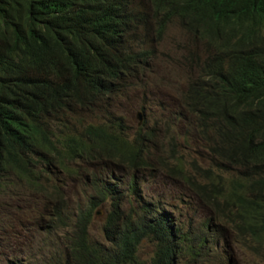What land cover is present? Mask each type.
I'll use <instances>...</instances> for the list:
<instances>
[{"label": "trees", "instance_id": "trees-1", "mask_svg": "<svg viewBox=\"0 0 264 264\" xmlns=\"http://www.w3.org/2000/svg\"><path fill=\"white\" fill-rule=\"evenodd\" d=\"M192 1L158 0L146 12L136 0H0V234L11 236L17 224L32 237L14 221L26 207L19 202L24 194L29 204L43 202L44 231L34 249L56 248L43 259L0 254V264H144L138 250L145 238L155 248L147 264L197 261L219 249L221 226L264 257V0H205L204 10ZM175 15L208 54L202 66L212 78L191 80L184 99L196 133L211 142L209 166L186 160L173 143L156 158L155 129L144 122L130 138L123 118L108 110L101 120H86L93 105L107 109L128 76L145 68L155 40L141 26L150 22L158 39ZM118 162L132 171L124 190L113 175ZM87 164L107 173L85 175L91 193L73 210L64 188ZM140 168L190 189L209 215L204 229H191L201 215L195 209L177 217L164 209L166 195L144 200ZM112 181L115 189L107 187ZM124 191L135 199L128 210ZM105 201L111 207L103 236L92 240L89 225Z\"/></svg>", "mask_w": 264, "mask_h": 264}, {"label": "rangeland", "instance_id": "rangeland-1", "mask_svg": "<svg viewBox=\"0 0 264 264\" xmlns=\"http://www.w3.org/2000/svg\"><path fill=\"white\" fill-rule=\"evenodd\" d=\"M151 26V23L150 25L141 26L144 27V32L146 31L145 27H148L149 35L147 37L155 40L150 46L153 49V54L147 58L145 68L137 71L134 76H128L130 82H126L125 93L117 102H114V100L109 101L107 109L103 107L96 108L86 120H101V111L108 110L113 116L123 118L125 125L128 127L126 133L131 138L134 129L137 127L138 117L136 112L141 110L144 114L146 127L156 130L154 138L156 146L153 142L151 143L152 148L157 152V154L155 152L156 158H159L160 154H165L168 147L173 143L186 160L194 159L202 166L214 164L215 157L207 147L210 142H207L199 133H196L198 121L193 111L188 109L184 99L187 83L199 73L195 59L198 57L201 61L207 53L203 52V45L195 41L190 33L185 32L176 22L168 24L161 40L160 38L156 40V36H152ZM92 169H94L93 166ZM115 169L118 174L113 172V175L118 176V179L122 178L123 184L127 187L132 171L125 167V171L122 172L121 162L116 163ZM136 176L140 179L139 190L144 200L148 201L154 196L161 199V195H166L164 209L177 217H181L176 212L178 210L180 213L186 211L191 213L195 209V212L197 211L201 215L197 222L193 224V229L197 225L200 228V221L207 216V213L199 201L193 197L190 189L184 187L177 180L158 178V173H155L154 170L140 168L136 172ZM83 181V178L77 179L68 185L70 207L73 210L76 205L87 203V198L82 191ZM111 186L113 187L114 184L111 183ZM85 190L91 192L88 187ZM126 195L125 192L124 210H128L135 205L134 197L128 194L126 198ZM180 197L182 198L180 199ZM108 202L105 201L104 204L95 209L94 220L89 228V235L93 240L94 238L102 239L104 221L111 207ZM25 206V216L22 218L23 226L30 236H41L44 229L41 216L39 214L29 215L33 211V206L32 204H26ZM218 229L225 236L224 240H221L219 249L209 251L201 260H184L179 264H264L259 257L248 255L245 251L237 249L234 233L228 228L221 226ZM14 232L9 237L0 234L1 253L5 254L9 251L13 255L21 254L19 253L21 249L12 247V241L17 238V242H21L24 231L20 232L16 227ZM235 247L236 252H234V262H232L228 259L231 258ZM154 249L152 241L147 238L143 239L138 250V261L147 264L153 255ZM223 250L227 251L228 254L226 255ZM47 251L48 249L45 248L44 253ZM229 254L230 256L227 259L226 256Z\"/></svg>", "mask_w": 264, "mask_h": 264}, {"label": "clouds", "instance_id": "clouds-1", "mask_svg": "<svg viewBox=\"0 0 264 264\" xmlns=\"http://www.w3.org/2000/svg\"><path fill=\"white\" fill-rule=\"evenodd\" d=\"M136 4H137V6L139 7V8H141V9H144L146 12H148V11H150V10H153V9H155V8H157V5H158V0H136ZM192 7L194 8V9H197L196 7H198V9H200V10H204V9H206L207 7H209V5H208V3H207V1H205V0H193L192 1ZM177 18H175V19H173L171 22H169V24H171V23H173V22H176L179 26H181V24L179 23V20H180V22L183 24V22L181 21V18L178 16V15H175ZM179 19V20H178ZM148 25H150V22L149 23H147ZM152 25V24H151ZM144 26H146V25H144ZM168 26V25H167ZM143 28L144 27H141V29H140V31H143ZM167 28V27H166ZM151 30L153 31L152 32V34L154 33V30H153V27L151 26ZM165 31H166V29H165ZM184 31L186 32V30L184 29ZM155 36V35H154ZM153 36V37H154ZM161 38V37H160ZM211 39V38H210ZM209 39V40H210ZM156 40H158L157 38H156ZM213 40H220V41H224L223 40V38H218L217 37V39H213ZM207 44V43H206ZM152 54H153V52H152ZM208 55V54H207ZM206 55V56H207ZM205 56V57H206ZM205 57L202 59V60H204L205 59ZM146 60H147V58H146ZM223 61H225L224 63H223V66L225 67L226 66V64H227V59L226 60H223ZM140 66H142V64H140ZM200 72H202V70H200L199 71V73H198V75L197 76H195V77H193V78H191L190 80H189V82L191 81V80H195V79H197V78H200L201 77V73ZM133 73V72H132ZM133 74H130L129 76H132ZM189 82L187 83V87H186V90H185V94H184V98L186 97V93H187V88H188V84H189ZM126 88H127V86H125V88L123 89V91H122V94L121 95H115L113 98H109L107 101H106V104L107 103H109V101H112V100H114V102H117L118 100H119V98H121L122 96H123V93H125V90H126ZM185 102H186V100H185ZM187 103V102H186ZM92 108H93V110L92 111H89L88 113H89V115L92 113V112H94V110L97 108L95 105H93L92 106ZM188 109L189 110H191L190 108H189V106H188ZM137 112H141V118H142V120H141V122H140V124H138V121H137V126H139V125H142V123L144 122V125L146 126V122L144 121V114H143V111H141V110H139V111H137ZM137 112H136V115H137ZM106 114H108V113H104V112H102L101 111V118L103 119L104 117H105V115ZM110 115V114H109ZM89 116H86V119L88 118ZM138 117V116H137ZM212 120H214V118H212ZM136 129V128H135ZM134 129V130H135ZM155 134H156V130H155V132H154ZM206 134L207 135H210V136H212V134H210L209 132H206ZM153 139V143H154V146H156L155 145V142H156V140H154V137L152 138ZM205 140L207 141V142H209V140H208V138H205ZM151 141V140H150ZM172 144V143H171ZM210 144H211V142H210ZM210 144H208V148H209V145ZM173 148V145H171L170 147H169V149L170 148ZM96 148V147H95ZM169 149H168V151H167V153L169 152ZM174 149V148H173ZM210 150V149H209ZM155 150H154V148H152V153L154 152ZM211 151V150H210ZM94 154V152H92V154H90V156H89V159L90 160H92V155ZM156 154H157V152H156ZM181 154V153H180ZM153 157V155H151L150 156V158H152ZM166 158H167V160H169V156H166ZM114 160H116V158H114ZM138 160H140V158H138ZM74 162H76V158H74ZM106 162H110V158L109 159H107L106 158ZM149 164H150V162H149ZM148 164V165H149ZM91 167V165L90 164H87V168L89 169ZM125 167H126V164L125 163H121V169H122V172H124L125 171ZM156 168H158V166H156ZM134 170H136V168H134ZM160 170H161V173H162V176H164L165 175V172L160 168ZM88 171V170H87ZM87 171H85L84 172V174H82V175H79V178L81 179V178H83L84 179V181H83V184H84V187H83V189H82V191H83V193H84V196L87 198V201H88V195L91 193V192H86V190H85V188H90V186H88L85 182H86V178H85V175H88L89 177L91 176V174L89 173V172H87ZM96 172H98V170H96ZM103 172H104V174H106L107 173V167L106 166H104V169H103ZM114 172H116V170H114ZM116 174H118V172H116ZM148 176H149V174H147ZM108 176H110V174H108ZM156 177H157V175H156ZM116 178H118V176H116ZM124 180H126V178H124ZM68 182H70V180L68 181ZM120 190H122V183H123V179L122 178H120ZM114 184H116V182H114ZM134 184H136V182H134ZM184 185H186L185 184V182H184ZM65 191H66V193L68 194V186H66L65 188ZM91 189V188H90ZM112 192H116V190H112ZM67 197H68V195H67ZM85 197H84V199H85ZM128 197V194L126 195V198ZM161 201V199H158V202H160ZM21 204H24V205H26V204H29V200H28V198L26 197V195H24L23 194V197L20 199V201H19ZM109 204H110V202H108ZM201 205H203L201 202H199ZM42 204H43V202H42V200L41 199H39V198H37V204L35 205V206H33V211L31 212V214H29V215H35V214H39L40 216H41V206H42ZM101 204H103V202L101 203ZM100 204V205H101ZM79 205H82V204H78V205H76L75 206V209L77 208V206H79ZM83 206V205H82ZM124 207V206H123ZM150 209L152 210V206H150ZM17 213H18V215L19 216H17V217H15L14 218V221H16L17 222V220H20V221H22V218L25 216L24 215V208L23 209H20V210H18L17 211ZM156 214H158V212H156ZM209 217V215H207L206 217H204L201 221H200V225H201V223H202V221L205 219V218H208ZM93 220H94V218L92 219V221H91V223L93 222ZM41 222H43V217H41ZM91 223H90V225H89V228H90V226H91ZM17 227V224H15V228ZM217 228H220V227H217ZM191 229H193V225H192V227H191ZM200 229L201 230H203L204 228L202 227V225L200 226ZM43 231H44V229H43ZM43 231H42V233H43ZM232 232V231H231ZM42 233H41V236H42ZM41 236H37V235H35V236H32L31 238H29L27 235H26V232L24 231V234H22V236H21V238H22V241L21 242H17V238H15V239H13V241H12V247H14V248H18V249H21V252H19V253H21V254H19V255H17L18 257H24V256H27L30 252H33V253H35L36 254V256H37V258H39V259H43V258H48L49 256H51L54 252H55V250H56V248H54V252L52 251V248L49 246V244L50 243H45L44 244V247H42V249L41 250H39L38 252L34 249V244H36V240L39 238V237H41ZM90 236V235H89ZM19 238V237H18ZM220 238H223V240H224V238H225V236H223V234L222 233H220V234H218V236H216V238H214V240H218V239H220ZM234 238H235V245H236V247H237V249H239V250H242V251H245L248 255H252V256H256V257H259L260 259H261V261L262 262H264V257H262V256H260V255H258V254H256V253H250V252H248L244 247H242L238 242H237V239H236V237H235V235H234ZM91 239V238H90ZM93 240V239H92ZM30 244V245H29ZM238 244V245H237ZM236 247L234 248V250H233V252H232V257H234V252H236ZM45 248H47L48 249V251L46 252V253H44V251H45ZM214 249H216V248H214ZM200 250V249H199ZM0 254H3V253H1L0 252ZM11 253L9 252V251H7V253H5L4 255H9V256H11L10 255ZM202 254H204V252H202ZM12 255H13V253H12ZM228 256H230V254L228 255ZM228 256H226V258L228 259ZM1 258H2V255L0 256V260H1Z\"/></svg>", "mask_w": 264, "mask_h": 264}, {"label": "bare ground", "instance_id": "bare-ground-1", "mask_svg": "<svg viewBox=\"0 0 264 264\" xmlns=\"http://www.w3.org/2000/svg\"><path fill=\"white\" fill-rule=\"evenodd\" d=\"M164 35V34H163ZM163 35H162V37H163ZM161 37V38H162ZM161 40V39H160ZM195 62H196V66H197V71H200V70H202V72H200L201 74H203V75H205L208 79H210V78H212L211 76H207L206 75V72L204 71V67L205 66H202V64H205V60H199L198 59V57H196V59H195ZM200 64V65H199ZM140 71V70H139ZM130 81V80H129ZM128 82V81H127ZM123 84V86H124V88H125V86H126V83L124 82V83H122ZM128 89H129V87H128ZM88 171L87 172H89L90 173V171H95L96 172V170L95 169H92L91 170V167L88 169V168H86ZM85 170V169H84ZM100 176H102V175H104V174H102L101 172H97ZM79 180H80V178H78ZM71 183H73V182H71ZM70 183V184H71ZM112 184H114V182L112 181ZM110 185V186H109ZM107 187L108 188H113V189H115L116 188V185L114 184V186L112 187L111 186V184H107ZM70 198V197H69ZM33 206H35L36 204H32ZM153 255H154V252H153ZM203 258V257H202ZM151 259V258H150Z\"/></svg>", "mask_w": 264, "mask_h": 264}, {"label": "water", "instance_id": "water-1", "mask_svg": "<svg viewBox=\"0 0 264 264\" xmlns=\"http://www.w3.org/2000/svg\"><path fill=\"white\" fill-rule=\"evenodd\" d=\"M137 116H138V124H140L142 118H141V112H137Z\"/></svg>", "mask_w": 264, "mask_h": 264}]
</instances>
